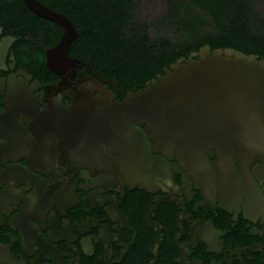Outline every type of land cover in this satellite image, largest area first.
I'll return each instance as SVG.
<instances>
[{
	"label": "flooded vegetation",
	"instance_id": "obj_1",
	"mask_svg": "<svg viewBox=\"0 0 264 264\" xmlns=\"http://www.w3.org/2000/svg\"><path fill=\"white\" fill-rule=\"evenodd\" d=\"M200 1L132 2L149 7L137 21L153 38L150 24L170 2L186 20H209ZM55 28L0 16V264H264L262 164L232 168L214 149L210 170L196 172L188 164L201 146H163L144 127L145 143L113 141L102 111L81 107L121 103L152 80L121 86L71 53L77 35L69 61L51 71L47 53L63 33ZM149 162L167 168L145 184L131 167Z\"/></svg>",
	"mask_w": 264,
	"mask_h": 264
},
{
	"label": "water",
	"instance_id": "obj_2",
	"mask_svg": "<svg viewBox=\"0 0 264 264\" xmlns=\"http://www.w3.org/2000/svg\"><path fill=\"white\" fill-rule=\"evenodd\" d=\"M22 1L32 14L63 31L47 53V67L55 71L69 61V47L77 35L74 26L36 0ZM7 48L6 41L0 44L1 64ZM102 103L95 108L85 103L81 110L102 111L101 127L113 141L145 143L140 130L144 127L148 139L163 146H201L188 164L196 172L210 170L206 155L211 157L214 149L232 168L236 162H260L264 171V61L257 56L204 46L121 103ZM166 168L164 163L149 162L133 165L131 171L144 181V176L156 177Z\"/></svg>",
	"mask_w": 264,
	"mask_h": 264
},
{
	"label": "trees",
	"instance_id": "obj_3",
	"mask_svg": "<svg viewBox=\"0 0 264 264\" xmlns=\"http://www.w3.org/2000/svg\"><path fill=\"white\" fill-rule=\"evenodd\" d=\"M36 1L73 24L78 34L71 53L98 72L118 78L121 86L139 76L155 80L164 75V67L204 46L211 51L232 49L264 61V17L243 0H202L198 6L209 20L200 21L184 19L181 13L186 9L170 2L165 18L150 24L153 38L148 37V26L134 20L133 0ZM18 15L36 17L22 0H0V16L13 20ZM113 68H117L114 74Z\"/></svg>",
	"mask_w": 264,
	"mask_h": 264
},
{
	"label": "rangeland",
	"instance_id": "obj_4",
	"mask_svg": "<svg viewBox=\"0 0 264 264\" xmlns=\"http://www.w3.org/2000/svg\"><path fill=\"white\" fill-rule=\"evenodd\" d=\"M250 3H251V9L253 10V12L264 17V0H250ZM148 9L149 7L136 6L133 9V16L136 17V21L140 19V16L148 14L147 12ZM156 13H157V8L153 7L152 15H155ZM138 22L139 21H137V23ZM147 34L149 35V31H147Z\"/></svg>",
	"mask_w": 264,
	"mask_h": 264
}]
</instances>
